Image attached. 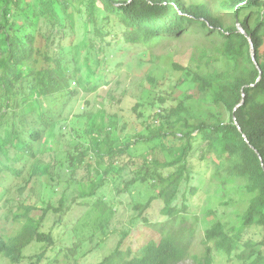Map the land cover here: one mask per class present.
Returning a JSON list of instances; mask_svg holds the SVG:
<instances>
[{"label": "trees", "instance_id": "trees-1", "mask_svg": "<svg viewBox=\"0 0 264 264\" xmlns=\"http://www.w3.org/2000/svg\"><path fill=\"white\" fill-rule=\"evenodd\" d=\"M180 37L195 39L190 64L169 66L184 75L178 86H194L206 113L193 116L186 96L120 141L102 109L86 111V143L74 136L63 122L68 102L108 86L121 71L123 47L145 52ZM150 57L153 70L145 80L156 88L162 52ZM221 60L223 69L209 70ZM148 143L171 159L149 157L154 150L142 155L133 182L149 183L157 192L166 220L146 223L156 240L132 251L122 248L120 238L97 264H264V0H0V195L14 194L18 212H9L20 224L16 233L0 235V257L19 264L24 250L37 243L40 250L29 264H39L54 246L52 231L41 228L49 211L62 217L69 210L63 196L57 207L50 202L51 183L63 167L82 188L80 197L93 198L107 176L122 172L120 162L131 158L130 150ZM83 166H92L93 181L76 178ZM235 185L248 197L244 205L230 197ZM25 192L40 202V216L30 217L38 209L26 204ZM200 193L208 195L203 211L211 224L202 230L201 251L193 253L198 218L190 202ZM150 202L134 209L144 211ZM92 206L105 213L101 199ZM98 226L104 230V221ZM100 233L104 243L109 235ZM77 249H65L64 257Z\"/></svg>", "mask_w": 264, "mask_h": 264}, {"label": "rangeland", "instance_id": "rangeland-1", "mask_svg": "<svg viewBox=\"0 0 264 264\" xmlns=\"http://www.w3.org/2000/svg\"><path fill=\"white\" fill-rule=\"evenodd\" d=\"M229 20L226 19L225 21ZM194 44V38L181 39L180 37L171 42L161 44L159 48L145 52L144 47L141 46L123 47V56L119 58V60L123 61V64L118 76L108 86L102 87L96 93H79L75 96L65 108L63 122L72 130L74 136L78 135L80 141L86 143L87 139L82 133L85 120L81 114L86 111L95 112L102 109L106 117L113 119L117 127L119 140L122 141V139L126 140L142 132L145 125L152 122L154 117H156L161 107L169 108L175 106L179 101L185 100L186 96L190 97L185 101L193 116L206 113V108L197 100V92L194 86L189 82L178 86L177 81L183 79L184 75L174 72L169 66L172 61L184 66L185 64H190L188 59ZM160 52H162V57L158 62L159 73L155 75L158 84L156 88H152L148 86L145 80L146 75L153 70L154 65L150 54L157 55ZM212 64L213 68L210 66L209 70L214 68L223 69L226 62L221 60ZM191 65L194 69L193 64ZM159 97L165 100L163 105L157 101ZM152 103H154V107H152ZM136 104L139 106L136 112H133L132 108ZM138 114L141 117H138ZM155 121L157 125L159 119L155 118ZM155 146L156 144L154 143L135 145L130 150L131 158L126 156L120 162V165H123L122 172L118 175L107 176L104 185L93 198H81L80 191L82 188L79 189L75 181L70 179L69 172L65 169L66 167L61 169L58 180L51 183V186L54 187V195L50 202L57 207L59 199L63 196L66 201L65 205L69 207V210L62 217H57L52 211H49L44 217L41 231L45 233L52 231L55 244L39 264H48V261L54 258L57 259L54 264H97L104 255L116 246L120 238L123 239L122 248H128L132 251L149 239L153 238L156 240L158 238L146 223L154 224L166 220L162 214L163 204L156 198L157 192L151 188L149 183L133 182L136 177V170L133 169L137 167V164H140L142 155L154 150L149 157H154L160 162L171 159L170 156L166 155V152L154 148ZM45 155L47 156V153ZM93 160L94 158H91L90 161ZM129 161L136 163V166L129 164ZM87 167L89 166L80 167L76 171V178L83 183L88 181V179L93 181L96 178L92 166ZM89 170L91 172L87 173ZM15 183H19V181ZM233 191L230 193V197L244 205L248 197L242 191H239L236 185L233 186ZM13 195L9 196V193L0 195V235L2 236H10L16 233L20 226L19 220L15 222L10 215L12 212H18ZM181 195L182 189L173 205L180 206ZM49 197L51 196L49 195ZM25 198H27L26 204H32L38 209L31 212L30 217L40 216L43 212L40 208L43 207L38 199L33 195L27 197V192H25ZM207 198V193H200L190 202V210L193 213L196 212L198 218V232L194 239L193 253L201 251L199 243L202 238V230L208 228L211 224L203 211ZM8 199L12 200L11 205L7 203ZM99 199L106 206L103 215L99 214L92 206L93 202ZM149 199H151V202L146 210L142 211V208L134 209L135 206L144 204ZM10 208L12 212H9ZM215 208L218 214L223 213L224 209L218 203L215 204ZM57 218L59 220H56ZM100 220L105 223L104 230L98 226V221ZM190 223L191 220L189 219L185 224L189 225ZM101 231H105L109 235L104 243H100L101 239L105 238L100 233ZM262 233L264 236V232ZM69 248H76L77 250H71V255L64 257V254H67L65 249ZM60 249H63L61 253H59ZM39 250L40 245L37 243L28 246L23 252L25 258L20 264H29L31 261L30 257ZM85 253L86 255H84ZM34 260L32 259V261ZM0 264L11 263L7 259L0 257ZM179 264H192V261L188 259Z\"/></svg>", "mask_w": 264, "mask_h": 264}, {"label": "water", "instance_id": "water-1", "mask_svg": "<svg viewBox=\"0 0 264 264\" xmlns=\"http://www.w3.org/2000/svg\"><path fill=\"white\" fill-rule=\"evenodd\" d=\"M237 27H238V31L241 32V33H243L241 27H239V26H237ZM251 56H252V61H254V53H253V51H251ZM256 67H257V65H256ZM242 103H243V102H242ZM242 103H241V104H242ZM241 104H240V105H241ZM234 121H235V118H234Z\"/></svg>", "mask_w": 264, "mask_h": 264}, {"label": "clouds", "instance_id": "clouds-1", "mask_svg": "<svg viewBox=\"0 0 264 264\" xmlns=\"http://www.w3.org/2000/svg\"><path fill=\"white\" fill-rule=\"evenodd\" d=\"M20 264V263H19Z\"/></svg>", "mask_w": 264, "mask_h": 264}]
</instances>
